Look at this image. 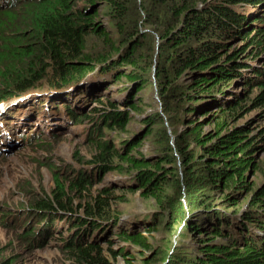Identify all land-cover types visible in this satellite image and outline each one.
<instances>
[{
	"label": "trees",
	"instance_id": "1",
	"mask_svg": "<svg viewBox=\"0 0 264 264\" xmlns=\"http://www.w3.org/2000/svg\"><path fill=\"white\" fill-rule=\"evenodd\" d=\"M78 1L85 5L78 8ZM18 3L23 6L16 9ZM242 3L255 8L256 13L248 17L238 11ZM100 9L106 26L97 19ZM263 11L264 0L0 3V104L26 95L37 88L36 84L58 88L75 84L98 66L100 73L111 72V81L122 79L133 87L130 98L122 97L127 111L117 112L118 106L110 98L101 106L99 116L104 129H122L130 119L129 111L139 112L140 116L141 129L124 140L121 149L92 136L88 142L89 150L94 152L90 166L96 165L95 180L117 163L131 166L126 173L129 176L123 175L124 180L108 190L91 194L86 180H64L55 175L51 194L36 205L38 217L46 225L63 217L71 220V225L76 219L80 226L108 219L121 239L149 248L135 224L122 226L118 216H113L111 202L124 201L120 191L125 189L127 193L139 191L162 207L168 189L175 185L179 197L176 204L184 200L186 209L169 217L165 235L190 216L189 229L204 237L197 240L199 246L193 253L178 252V258L166 254L165 264H264V235L258 237L257 233L264 232V182L251 194L245 178L249 168L254 169L253 158L264 136L263 141L254 144L249 126H231L252 111L249 107L259 110L264 120V73L246 62L259 60L258 49L264 42ZM92 38L103 44L104 52L92 51L88 43ZM248 69L262 74L257 82L249 76L240 84L241 93L237 92L232 82L237 80L238 72L245 75ZM151 84L161 101V110H148L142 115L139 105L146 110L145 103L137 102L139 97L133 101L135 91H145ZM88 92L97 91L89 89L85 94ZM71 115L78 120V115ZM91 119L92 114H87L80 120L90 123ZM179 123L183 128H178ZM204 125L210 128L205 134ZM152 134L159 138L151 142L157 149L153 146L152 155L146 157L138 150L139 145ZM131 144L134 155L133 147L125 152ZM72 192L83 193L80 199H89L79 207L85 217L67 216ZM216 193L219 201L209 199ZM246 199L248 207L241 211ZM232 217L246 221L249 237H242V232L234 237L223 230V226H230ZM43 233L49 235L48 229ZM69 241L65 251L72 264H111L99 246L102 244L84 241L80 236ZM3 264L13 263L10 260Z\"/></svg>",
	"mask_w": 264,
	"mask_h": 264
},
{
	"label": "rangeland",
	"instance_id": "2",
	"mask_svg": "<svg viewBox=\"0 0 264 264\" xmlns=\"http://www.w3.org/2000/svg\"><path fill=\"white\" fill-rule=\"evenodd\" d=\"M0 1L4 2V0ZM22 3H18V7H14L18 9L19 6H23ZM83 5L85 4L82 1L77 2L78 8H82ZM237 10L249 14V17L256 13V9L250 6H241ZM101 14L100 9V17L97 19H100L106 26L101 19ZM262 15H264V11ZM111 34L113 37V30ZM95 41L96 39L92 38L88 42L94 49L92 51L102 50L101 53L104 52L103 44ZM234 42L236 41L231 43ZM102 47L104 48L102 49ZM258 52L259 60L248 59L246 62L251 63L253 68H260L264 73V42L259 46ZM254 56L257 55L254 54ZM152 70L155 71L154 66ZM238 73L239 76L232 82V85L240 93L243 90L240 85L242 82L248 81L249 76L253 77L254 82H257L262 74L258 70L251 69L246 70L245 75L244 72ZM256 75L259 76L254 77ZM151 79L154 82V73ZM121 80L113 83L109 75L106 73L98 75L97 72V74L89 75L75 84L61 88L53 87L47 83L36 84L37 89L30 94L21 98L16 97L17 99L13 98L3 105V109L10 111V114L6 116L8 119L6 124L14 130L15 135L12 140L10 138L4 140L3 147L5 143H10L11 147L7 152L0 154V264L10 260L13 264H72L65 251V244L75 238V236L70 237L74 233V230L70 229L71 220L60 217L46 225L38 217L40 214L37 213L39 208L36 205L51 194L55 175L64 180L74 178L86 180L87 185L90 186L88 189L91 194L102 189L108 190L115 182L124 180L125 176L123 175H127L126 173L131 168L129 164L126 166L121 163L112 164L111 168L104 169L96 180L94 177L96 171L94 172V169L86 170L90 167L94 155V152L89 150L88 142L91 136L109 143L119 150L122 148L124 140L130 139L141 129L139 128L141 123L139 112L134 111H129L130 119L122 129L115 131L104 129L105 124L101 122L97 125L100 119L99 111L101 106L105 105L107 98L117 102V112L128 110L122 102L123 99H128L125 91L129 85L124 82L125 80ZM98 81L99 86H93V83L97 84ZM105 81L108 82L104 83ZM132 88L128 93H132ZM89 89H95L97 92H88L86 95L85 92ZM135 92L134 101L136 102L139 97L137 102L145 103L146 110L139 105L142 115L148 110L156 108L161 110V101L152 84L151 88L149 87L145 91ZM82 94L85 95V98L82 97ZM122 97L124 98L122 99ZM249 110L252 111L243 120L231 126H249V137L255 138L253 143L256 144L263 141L261 138L264 136V120L259 117V110H253L251 107ZM71 114L78 115V120L73 119ZM87 114H92L90 123L80 120ZM204 126L203 134L210 130L208 126ZM178 128H183L182 123H179ZM167 132L170 135L169 128ZM41 139H45L47 142L37 141ZM158 140L159 138L152 134L147 140L141 141L138 150L144 156L150 157L153 153V146L157 149V145L151 142ZM173 140L171 139L172 145ZM132 147V144L127 146L125 152L131 150ZM135 152L133 147L132 155ZM253 161L254 169L250 167L245 176L246 183L252 188L251 194L264 182V141L258 144ZM116 168H120L121 172ZM179 168L182 171L180 165ZM173 186L168 189L166 203L162 207H158L152 198H145L144 194L139 191L127 193L125 189L118 190L122 194L121 200L124 201L114 200L111 202L113 216H118L122 226L135 224L149 248H143L141 245L121 239L114 229L105 224L98 230L95 229L92 234L89 228L87 233L90 235L84 241L92 240L102 244L99 246L105 250L104 253L111 264H165L163 260L166 254L171 253L172 257L178 258V252L187 251L189 254L195 252L199 246L197 240L200 236H204L191 232L188 226L190 216L186 217L174 232L171 231L170 235L164 233L169 223V217L171 219L173 215L178 216L180 210L185 211L186 209L184 200L176 204L179 197ZM118 191L114 194L116 195ZM81 196L83 193H71L72 207L70 211H67V216L83 215V210L79 207L89 199L87 196L80 199ZM209 199L216 202L221 198L216 193ZM203 201L205 200L203 199ZM248 201L246 199L241 203V211L246 210ZM58 213L63 215L62 211L58 210ZM138 219L141 221L139 222ZM245 223L246 221L232 217L230 226H223V230L232 232L234 237L239 236V232H242V237L247 238L250 235L246 232ZM233 226L236 228L234 229ZM47 229L49 235L43 233ZM242 229L243 231H241ZM91 237L94 238L91 239ZM215 241L218 242L217 239Z\"/></svg>",
	"mask_w": 264,
	"mask_h": 264
},
{
	"label": "clouds",
	"instance_id": "3",
	"mask_svg": "<svg viewBox=\"0 0 264 264\" xmlns=\"http://www.w3.org/2000/svg\"><path fill=\"white\" fill-rule=\"evenodd\" d=\"M242 5H244L243 3L240 5V7L242 6ZM249 17V16H248ZM97 72H98V75H100V74H102V73H106V75H109L110 76V78H111V72H102V73H100L101 72V69L97 66L96 67V70L93 72V73H91V74H88L86 77H88L89 75H94V74H97ZM85 77V78H86ZM84 79V78H83ZM117 81H119V80H115V81H112L113 83H115V82H117ZM108 81H105L104 83H107ZM124 82H126V81H124ZM126 83H128V82H126ZM128 85H129V88H127L126 90H130V88L132 87L131 86V84L130 83H128ZM131 95H132V93H128L127 92V96H128V98H130L131 97ZM134 101V100H133ZM116 103L117 102H115L114 101V104L116 105ZM124 103V101L122 102V104ZM108 111V109H106V112ZM100 118V117H99ZM100 122H101V119H99V121H98V124L97 125H99L100 124ZM7 152V151H6ZM2 153H4V152H2ZM2 153H0V154H2ZM95 166L96 165H93V166H90L88 169H86V170H92V169H94V171H96V168H95ZM78 217H85V215L83 214L82 216H78ZM75 218H77V217H75ZM55 220V219H54ZM42 221V220H41ZM106 225L107 227H111V225H112V222L110 221V220H108V219H104V220H97L96 221V225H92V224H89V225H85V226H80V225H78V224H76V219H75V222L72 224V226H71V230H74V233L70 236V237H72V236H75L76 238H78L79 236L84 240V239H86L87 238V236H89L90 234H88L87 233V230L90 228V231H91V234H92V232L95 230V229H99V228H101V227H103L102 225ZM258 233V237H262L263 235H264V232H261V231H258L257 232ZM78 236V237H77ZM69 237V238H70ZM68 238V239H69ZM94 237H91V239H93ZM90 242H93L92 240H89ZM88 242V241H87ZM93 243H95V242H93Z\"/></svg>",
	"mask_w": 264,
	"mask_h": 264
},
{
	"label": "bare ground",
	"instance_id": "4",
	"mask_svg": "<svg viewBox=\"0 0 264 264\" xmlns=\"http://www.w3.org/2000/svg\"><path fill=\"white\" fill-rule=\"evenodd\" d=\"M35 89H37V88H35ZM34 89V90H35ZM34 90H32V91H34ZM32 91H30L29 93H27L26 95H28V94H30ZM19 97V96H18ZM21 97H23V96H20L19 98H21ZM14 132L12 131L11 133H10V136L13 134ZM11 139V138H10ZM12 140V139H11Z\"/></svg>",
	"mask_w": 264,
	"mask_h": 264
}]
</instances>
